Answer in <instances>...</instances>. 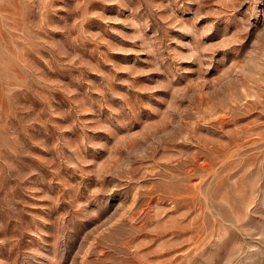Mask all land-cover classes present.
<instances>
[{"label": "rangeland", "instance_id": "374dc122", "mask_svg": "<svg viewBox=\"0 0 264 264\" xmlns=\"http://www.w3.org/2000/svg\"><path fill=\"white\" fill-rule=\"evenodd\" d=\"M0 264H264V0H0Z\"/></svg>", "mask_w": 264, "mask_h": 264}]
</instances>
